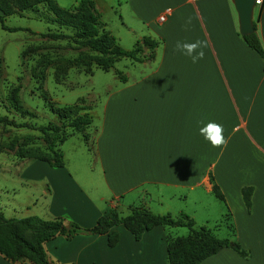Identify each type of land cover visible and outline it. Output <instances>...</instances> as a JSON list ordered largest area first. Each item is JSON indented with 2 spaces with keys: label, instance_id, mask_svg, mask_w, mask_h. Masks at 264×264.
I'll list each match as a JSON object with an SVG mask.
<instances>
[{
  "label": "crops",
  "instance_id": "0c3cea01",
  "mask_svg": "<svg viewBox=\"0 0 264 264\" xmlns=\"http://www.w3.org/2000/svg\"><path fill=\"white\" fill-rule=\"evenodd\" d=\"M76 1L55 0L67 8ZM94 3L117 42L155 39L153 56L129 58L141 72L115 96L123 109H102L86 129L92 127L86 142L79 132L65 138L59 145L62 165L0 157V210L7 217L62 218L81 227L91 226L108 207L121 214L130 205L173 217L183 212L194 225H206L249 251L242 257L223 246L196 264H264V59L240 37L231 1ZM259 6L264 47V0ZM188 18L192 23L185 30ZM198 39L208 45L198 63L174 51L176 41ZM208 121L223 125L226 148H213L199 134ZM212 182L223 199L211 191ZM244 185L251 186L249 209L241 197ZM174 199L179 203L172 210ZM220 225L224 234L216 232ZM166 226L171 225H153L135 238L117 224L111 245L106 233H57L43 249L49 264H166L165 237L182 235ZM0 264L37 263L0 253Z\"/></svg>",
  "mask_w": 264,
  "mask_h": 264
},
{
  "label": "trees",
  "instance_id": "16d2710c",
  "mask_svg": "<svg viewBox=\"0 0 264 264\" xmlns=\"http://www.w3.org/2000/svg\"><path fill=\"white\" fill-rule=\"evenodd\" d=\"M38 5L42 7V11H39ZM259 8L260 6L252 19L253 30L247 34L238 33L247 46L264 59V47L257 30ZM28 9L34 10L38 19L59 28L40 32L41 36L68 38L79 47L74 56H60L54 64L55 81H58L70 66H80L84 72L90 73L93 64L107 70L120 57L143 61L153 56L152 48L157 41L148 35L137 38L129 48L120 46L115 36L103 27L101 14L95 7L94 0H77L70 8L58 5L55 0H0L1 28L9 31L20 28L6 25L4 17L14 10ZM62 28L68 29V32L62 31ZM24 29L30 30L27 27ZM114 72L121 80L125 79L120 70L116 69ZM12 100L11 106L22 110L13 98ZM47 105L55 116V122L45 124L14 122L1 114L0 124L34 128L44 139L43 148L18 147L15 150L16 156L38 158L50 166H60L63 164V153L59 145L75 132H79L86 142L88 140L86 129L92 121V114L88 106L77 102L54 105L47 101ZM211 191L217 198L223 199L220 189L214 182L211 184ZM240 192L245 207L249 209L251 186H242ZM224 215L226 217L228 213L225 212ZM117 224L123 225L135 238L156 224L185 226L186 234L165 237L166 264H196L223 246L233 248L242 257L249 255V251L235 239L219 237L206 225H194L193 219L186 213L181 212L173 217L168 213H155L143 205H130L125 214H121L114 207H108L89 227H81L74 221H64L62 218L44 219L37 215L7 217L0 210V253L9 260L27 259L37 264H49L45 257L43 242L54 234H62L68 238L77 232L106 233L107 243L111 245L117 238L111 228Z\"/></svg>",
  "mask_w": 264,
  "mask_h": 264
},
{
  "label": "rangeland",
  "instance_id": "374dc122",
  "mask_svg": "<svg viewBox=\"0 0 264 264\" xmlns=\"http://www.w3.org/2000/svg\"><path fill=\"white\" fill-rule=\"evenodd\" d=\"M38 9L43 10L40 5ZM256 10L257 5L253 7V12ZM4 23L20 28L9 31L0 26V115L4 114L14 122L45 124L56 121L47 101L54 105L77 102L89 107L91 122L94 123L102 109H123L121 105L116 104L115 96L118 91L128 86L130 80L140 74L138 62L128 57H120L107 70L91 64L90 73L84 72L80 66H70L59 80L55 81L54 64L60 56H74L79 47L68 38L41 36L40 32L59 28L38 19L35 11L31 9L14 10L4 17ZM25 27L30 30L24 29ZM61 30L68 32V29ZM118 42L124 48L133 44L124 39ZM116 69L124 73L125 80L117 76L114 72ZM12 98L22 110L11 106ZM89 132H92V127ZM26 146L44 147V139L38 130L27 126L0 124V157L28 158L15 155L18 147ZM178 201L174 199L170 202L172 210L177 208ZM186 206L188 208V201ZM166 227L171 229L170 233L187 232L185 226ZM223 231V225L216 230L218 234H224Z\"/></svg>",
  "mask_w": 264,
  "mask_h": 264
},
{
  "label": "clouds",
  "instance_id": "9594fccd",
  "mask_svg": "<svg viewBox=\"0 0 264 264\" xmlns=\"http://www.w3.org/2000/svg\"><path fill=\"white\" fill-rule=\"evenodd\" d=\"M259 2L260 0H257V3ZM191 23V18H188L184 25L185 30H188ZM207 46V42L204 40L198 39L192 42L178 40L174 45V51H177L190 58L191 62L196 64L200 60L204 59V49ZM198 132L212 145L213 148L224 149L227 147L228 138L224 136L223 125L215 121H208L207 123H202V126L199 127Z\"/></svg>",
  "mask_w": 264,
  "mask_h": 264
},
{
  "label": "water",
  "instance_id": "95a60500",
  "mask_svg": "<svg viewBox=\"0 0 264 264\" xmlns=\"http://www.w3.org/2000/svg\"><path fill=\"white\" fill-rule=\"evenodd\" d=\"M236 13L237 27L241 34H247L253 30L252 14L254 0H230Z\"/></svg>",
  "mask_w": 264,
  "mask_h": 264
},
{
  "label": "built area",
  "instance_id": "2783aa9c",
  "mask_svg": "<svg viewBox=\"0 0 264 264\" xmlns=\"http://www.w3.org/2000/svg\"><path fill=\"white\" fill-rule=\"evenodd\" d=\"M262 1H263V0H260V2L257 3V0H254V6H255V5H257V6L261 5ZM158 19H159V20H162V19H163V14L158 15Z\"/></svg>",
  "mask_w": 264,
  "mask_h": 264
}]
</instances>
